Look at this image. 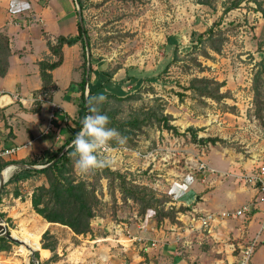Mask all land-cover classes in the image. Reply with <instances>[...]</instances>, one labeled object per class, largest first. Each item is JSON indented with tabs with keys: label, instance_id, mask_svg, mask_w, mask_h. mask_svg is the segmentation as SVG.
Returning a JSON list of instances; mask_svg holds the SVG:
<instances>
[{
	"label": "rangeland",
	"instance_id": "374dc122",
	"mask_svg": "<svg viewBox=\"0 0 264 264\" xmlns=\"http://www.w3.org/2000/svg\"><path fill=\"white\" fill-rule=\"evenodd\" d=\"M227 1L213 0V4L207 6L197 0H83V26L89 38L94 75L97 76V69L114 72L110 81H105L101 92L116 95L138 93V98H108L102 104L104 109L110 110L117 119L125 120L138 116L142 110L154 108L171 115L170 123L177 128V133H174L154 123L142 125L139 130H128L124 144L110 142V146L119 147V150L104 153L103 156L109 160L111 170L125 177L126 184L146 188L157 197H167L164 203L166 208L190 205V211L178 213L180 229L196 225V218L202 215L201 211H196L199 207L208 213H216L232 211L249 202L250 197H254L253 188L246 184V189L240 190L239 187L245 185L234 175L249 174L264 162V74L260 116L255 112L252 90L254 75L264 65L262 14L254 9L253 3L247 5L243 2L240 7L224 15L221 26L224 40L219 53L205 47L208 53V57H205L197 48L188 50L192 46L191 32L208 28L222 15ZM177 41L179 44L175 45ZM82 53L81 47L83 62L85 57ZM193 77H208L223 82L219 91L226 93V97L215 101L187 89ZM179 94L183 95L182 100ZM47 96L44 95V98ZM46 102L41 103L46 105ZM49 119L50 112L44 108L42 120L45 129ZM188 127L196 130L197 143L191 132L186 131ZM208 137H217L218 141L208 142ZM130 150L138 151L140 156ZM3 160L4 157H0V161ZM199 161L205 162L214 172L199 170ZM12 171H19V168L14 170L12 167L7 178L13 174ZM74 175L96 189L98 202L95 206L96 216L91 221L93 230L80 238L65 226H49L55 234L46 242H57V255L61 251L64 252L63 256L71 252L72 258L62 264H91V258L106 262L109 257L116 264H163V255L158 252L159 245L150 248V236L144 235V243L132 241L137 246L126 258L123 256L126 251L110 252L106 245H102L94 254L89 253V250L95 251L97 247V242H91L95 236L94 230H98L100 237L106 236L119 228L117 225L123 226L122 223H133V228L137 229L135 224H140L143 219L138 215L136 203L132 200L122 202L119 178L114 180V192H110V181L105 177L104 168L87 176H81L74 168ZM41 181L44 182L42 176L33 175L16 186L7 184L2 193L1 218L12 236L25 244L13 242L9 250L0 251V264L51 262L43 260L45 251L41 254L39 249H35L40 246L44 232L39 236L43 227L41 224L44 223L42 217L22 200H19L22 203L11 207L14 201L9 197L17 187L22 199L27 198L34 185H39ZM177 190L180 195H177ZM261 205L254 230L264 226V204ZM4 207L11 208L18 219L14 221L8 217ZM153 213L149 209L145 214L150 224L154 221ZM97 221H101L100 224ZM209 231L207 227H201L202 238H193L192 243L197 249L206 251L222 243L212 235L207 236ZM185 238L180 240V247ZM254 239L246 238L245 244ZM255 240L247 264H264V245H261L264 240ZM76 244L84 248H74ZM26 245L34 251L31 252ZM120 246L124 247L123 244ZM111 247L114 250L117 244ZM148 247L150 249L145 250ZM109 252L111 255L106 257ZM137 254L142 256L141 260L136 257Z\"/></svg>",
	"mask_w": 264,
	"mask_h": 264
},
{
	"label": "crops",
	"instance_id": "0c3cea01",
	"mask_svg": "<svg viewBox=\"0 0 264 264\" xmlns=\"http://www.w3.org/2000/svg\"><path fill=\"white\" fill-rule=\"evenodd\" d=\"M74 2L73 0H0V32L8 37L10 48L7 72L4 76H0V151L31 141L26 148L20 149L15 155L3 156L4 160L34 159L36 162L38 161L37 164L43 163L47 153L55 152L70 136L69 127L74 125V121L82 122L81 110L77 105L80 92L76 91V83L82 76L80 42L63 46V62L51 70L54 89L51 95L45 99L47 100L46 105L41 102L38 105L34 103V96L41 89L37 62L46 58L54 59L48 50L46 39L54 42L58 35L73 36L78 33V18ZM61 23L64 25L60 26ZM94 73L93 67L89 78L92 85L97 81V76ZM15 94L18 99L14 97ZM53 104L57 106L55 109L52 108ZM44 108H48L50 115L51 113L54 115L51 122L49 119L51 126L48 127L47 125L46 129L42 120ZM41 160L43 162H40ZM11 166L14 170L19 168ZM17 172L12 171V173ZM20 182L21 180H18L9 184L16 186ZM36 185L38 184L34 186ZM239 188L243 191L246 189V185ZM31 191L27 198L23 199L18 198L19 196L15 197L13 192H10L9 197H12L15 203L11 207L22 203V201L31 206L29 198ZM227 194L230 196L231 192L228 190ZM206 198L208 199V197ZM252 198L250 197L248 201L250 202ZM249 202L243 203L241 206ZM7 207H4L7 216L16 221L17 216L13 215V210ZM259 209L262 210L261 204L240 216L213 223L207 236L212 235L213 238L222 240V243L206 251L197 249L196 245L192 243L194 237L202 238L201 236L204 235L197 227L198 222L192 228L180 229L179 224L171 223L168 219H164L158 225L155 221L150 224L145 216L144 218L141 217L143 220L140 221V224H135L137 229L133 228V223L121 222L123 226L117 225L119 228L108 232L106 236L101 235L100 237L98 230H94L95 236L91 242H97V247L95 251L89 250V253L94 254L102 245H106L110 252L120 249L126 251L123 254L126 258L137 246L130 240L129 236L144 235L145 237L150 236V241H155L154 247L159 245L158 252L163 255V264H235L240 248L246 245V238L264 240V226L259 230H254L258 214L261 211ZM197 210L201 211L202 214L208 213L202 207L197 208ZM245 214L250 216H244ZM42 220L44 223L41 224L43 227L39 236L49 228L51 229L49 230L50 233L55 234L53 228L49 226L60 224L49 223L43 218ZM97 222L100 224L101 221ZM74 235L78 238L83 236ZM184 237L186 238L181 242L182 247H180V240L182 241ZM107 240L111 241L106 243ZM150 241L148 245H150ZM114 244H117V247L113 250L111 246ZM119 244H123L124 247ZM261 245H264V241ZM149 247L154 248L151 245ZM149 247L145 250H149ZM68 248L70 249V247ZM74 248L82 249L84 247L76 244ZM39 250L46 252L45 255L41 252L43 260L50 261V250L41 246ZM110 252L106 257L111 255ZM63 254V251L60 252V255L58 253V258L51 261L50 264L69 262L68 260L72 258L71 252H68L67 256H63ZM136 257L139 260L142 259L140 254H137ZM109 258L106 262L91 258L89 262L91 264H116L111 257Z\"/></svg>",
	"mask_w": 264,
	"mask_h": 264
},
{
	"label": "trees",
	"instance_id": "16d2710c",
	"mask_svg": "<svg viewBox=\"0 0 264 264\" xmlns=\"http://www.w3.org/2000/svg\"><path fill=\"white\" fill-rule=\"evenodd\" d=\"M198 3L211 6L213 0H197ZM80 9L83 8V0H77ZM254 4V9L262 14L264 17V1L263 0H228L224 3L222 15L215 20L208 28L201 32H191V48H197L201 54L208 57V53L205 47L220 52L221 45L224 37L221 26L223 25V18L229 11L240 7L242 3ZM82 15V12H81ZM83 20V19H82ZM231 23V22H230ZM232 24V23H231ZM78 33L73 36L58 35L54 42L50 39H46V44L49 52L54 56V59H41L37 62L39 67V76L41 79L40 91L43 95H51L54 89V81L52 79L51 70L61 65L63 62L62 48L66 45H73L80 42L85 57L81 64L82 76L81 79L76 83V91L80 92L79 101L77 105L81 110V117L89 115L88 105H86V95H98L103 94L107 98H113L116 100H126L131 98H138V93L116 95L115 93H102L101 89L104 86L105 81H110L112 78V72L106 69H97V81L94 85L89 82L90 74L93 71L92 57L90 56V70L88 78L86 79V49L85 40L89 43V38L86 29L81 27L77 22ZM177 39V38H176ZM175 43V45H178ZM10 55L9 39L8 37L0 32V76H4L8 69V57ZM198 64V63H197ZM106 78H105V75ZM264 74V65L254 75L252 81V90L254 96V108L255 112L260 116L262 109L261 100V86H262V75ZM104 76V77H103ZM105 78V80H104ZM223 82L210 79L208 77H193L187 87L189 90H193L197 95L209 97L215 101H220L226 97V93L219 91L220 87L223 86ZM87 87V93H86ZM183 95L179 94V99L182 100ZM37 105L40 101H34ZM37 108V107H36ZM35 108V109H36ZM101 112L109 117L110 123L108 127L115 128L123 137L128 136V130H139L142 125L154 124L165 128L168 131L177 133L175 125L170 123L172 120L171 115L164 114L162 111L154 108L142 110L138 116H134L131 119L119 120L109 110L106 111L101 105ZM83 121V120H82ZM74 125L69 127L70 136L56 149L53 153H47L45 162L40 164H47L42 168H20L17 173H13L5 183L0 191V201L2 193L7 184L18 180H25L33 175H39L44 178V182L34 186L30 194V203L33 211L41 216L45 221L49 223L60 224L67 227L72 233L76 235H86L91 232V221L96 216L95 206L98 202L96 195V189L91 187L84 180H78L74 175V163L73 159L69 157L68 149L69 144L75 139L76 134L82 128V122L75 120ZM187 132H191L194 142H198L199 139L196 136V130L193 127H188ZM208 142L215 143L218 141L217 137H208ZM65 151L61 153L64 149ZM59 153H61L59 155ZM59 155L57 159H55ZM55 159V160H54ZM54 160V161H53ZM12 163H25L29 165L37 164L36 160H3L0 161V172L2 167H5ZM105 177L110 181V192L113 193L115 190L114 180L119 178V190L121 194L122 202L132 200L138 205V215L144 217L147 210L152 209L153 219L158 225L164 219H168L171 223H180L178 213H185L191 210L190 205H174L166 208L164 203L168 200L167 197H157L153 192L148 191L146 188H136L133 185L126 184L125 177L109 168H104ZM13 195L18 198H22V195L15 187ZM0 216L2 214L0 213ZM12 234V233H11ZM53 238V235L48 229H46L40 238V246L47 248L51 252L49 257L50 261H54L58 258L56 253V241L46 242V239ZM13 242L5 237H0V251L9 250ZM40 246L35 249H40ZM43 251V250H42ZM41 251V252H42ZM37 254V253H35Z\"/></svg>",
	"mask_w": 264,
	"mask_h": 264
},
{
	"label": "clouds",
	"instance_id": "9594fccd",
	"mask_svg": "<svg viewBox=\"0 0 264 264\" xmlns=\"http://www.w3.org/2000/svg\"><path fill=\"white\" fill-rule=\"evenodd\" d=\"M108 100L103 94L86 95L89 115L82 121V128L69 144L68 155L73 159L74 168L81 176L93 174L108 166L109 160L103 154L111 150L110 142L124 144L123 137L115 128L108 127L110 120L101 112V105ZM191 178H189V183ZM177 190V195H180Z\"/></svg>",
	"mask_w": 264,
	"mask_h": 264
},
{
	"label": "built area",
	"instance_id": "2783aa9c",
	"mask_svg": "<svg viewBox=\"0 0 264 264\" xmlns=\"http://www.w3.org/2000/svg\"><path fill=\"white\" fill-rule=\"evenodd\" d=\"M86 91H87V87H86ZM14 97L18 99L16 94L14 95ZM19 100H21V98H19ZM44 100L45 98L41 91L37 95L34 96V101L42 102ZM0 106H1V102H0ZM56 107L57 106L55 104L52 105L53 109H55ZM53 119H54V115L53 113H51L50 122ZM50 122L48 124V127L51 126ZM30 143L31 141L24 143V144L16 145L13 147L4 148L0 151V157L15 155L20 149L26 148ZM110 147H111V150L105 152L106 154L119 150V147H112V146ZM130 151L133 152L135 155L140 156V153L138 151H133V150H130ZM198 164H199L198 165L199 170L207 169V171H209L210 173L214 172L213 169H209L207 167V164L205 162L199 161ZM42 165H45V164H40V166ZM234 176L237 177L239 180H241L243 184L245 185L248 184L253 188L255 192L253 199L249 203L242 205L240 208L234 209L232 211L222 210L216 213H206V214L200 215L198 218H196V221L198 222V226H197L198 228L207 227L208 230H210L213 223H215L218 220L240 216L245 212H250L252 209L256 208L259 204H264V162L259 163L254 169V171L249 174L243 173L241 175H234ZM129 238L131 241L139 242L141 244L144 243V240H145V238L142 235H133V236L131 235L129 236ZM255 242L256 240L254 239L249 244L240 248L238 258L235 264H247L248 263V260L251 254L253 253ZM154 244H155V241H150L151 246H153Z\"/></svg>",
	"mask_w": 264,
	"mask_h": 264
},
{
	"label": "water",
	"instance_id": "95a60500",
	"mask_svg": "<svg viewBox=\"0 0 264 264\" xmlns=\"http://www.w3.org/2000/svg\"><path fill=\"white\" fill-rule=\"evenodd\" d=\"M75 1V5H76V11H77V18H78V22L79 24L81 25V27L83 28V20H82V15H81V9H80V6L77 2V0H74ZM85 49H86V57H87V62H86V79L88 78V75H89V70H90V53H89V44L88 42L85 40ZM87 93V91H86ZM86 105H87V101H86ZM66 147L61 151V153H63L65 151ZM59 153V155L61 154ZM59 155H57V157L55 159H57L59 157ZM54 159V160H55ZM53 160V161H54ZM11 165L13 166H16V167H20V168H30V169H34V168H42L44 166H46L47 164L45 165H38V164H35V165H29V164H25V163H12ZM11 165H7L5 167L2 168L1 172H0V191L3 187V184L5 183V181L7 179H5L4 175H3V171L11 166ZM197 199V198H196ZM2 223L1 226H3V230L0 232V237H5L7 239H9L10 241L12 242H15V243H22L20 239L16 238V237H13L11 235V231L9 230V228L5 225V223L3 222V219L1 218L0 216V224ZM34 250L31 249V252H33Z\"/></svg>",
	"mask_w": 264,
	"mask_h": 264
},
{
	"label": "bare ground",
	"instance_id": "6f19581e",
	"mask_svg": "<svg viewBox=\"0 0 264 264\" xmlns=\"http://www.w3.org/2000/svg\"><path fill=\"white\" fill-rule=\"evenodd\" d=\"M11 168H12V166H9V167H7L4 171H3V175H4V177L5 178H7V176L9 175V172H10V170H11ZM2 225V223L0 224V232L3 230V226H1ZM12 235V234H11ZM21 244H25L22 240H21ZM27 246V248L29 249V250H31V249H33L32 247H30V246H28V245H26ZM34 250V249H33Z\"/></svg>",
	"mask_w": 264,
	"mask_h": 264
}]
</instances>
